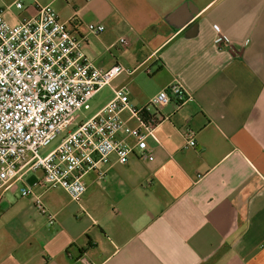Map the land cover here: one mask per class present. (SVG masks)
Returning a JSON list of instances; mask_svg holds the SVG:
<instances>
[{"label":"crops","instance_id":"0c3cea01","mask_svg":"<svg viewBox=\"0 0 264 264\" xmlns=\"http://www.w3.org/2000/svg\"><path fill=\"white\" fill-rule=\"evenodd\" d=\"M37 4L75 18L68 27L95 67L124 68L92 96L103 93L91 115L115 88L135 106L171 83L190 98L148 138L152 159L111 153L81 178L78 201L44 188L39 170L0 186V264H264V0H0V9L15 23Z\"/></svg>","mask_w":264,"mask_h":264},{"label":"built area","instance_id":"2783aa9c","mask_svg":"<svg viewBox=\"0 0 264 264\" xmlns=\"http://www.w3.org/2000/svg\"><path fill=\"white\" fill-rule=\"evenodd\" d=\"M74 20L61 21L50 4H37L32 16L10 23L0 9V186L39 170L44 188H62L78 201L85 191L81 178L105 163L111 153L120 163L130 155L152 159L148 138L156 140L155 128L190 98L182 85L171 83L135 106L123 88H115L96 113L76 121V112L88 110L92 96L124 68L119 64L106 70L95 67L82 48L83 37L68 27ZM86 28L96 34L104 25L89 22ZM118 42L127 44L125 37ZM215 43L221 45L222 37ZM170 101L173 109L163 112ZM124 111L135 125L125 122ZM64 129L60 142L40 155L39 149ZM186 136V146L194 147V137ZM29 192L24 187L21 195ZM36 206L46 211L39 198ZM49 220L53 222L50 215Z\"/></svg>","mask_w":264,"mask_h":264},{"label":"rangeland","instance_id":"374dc122","mask_svg":"<svg viewBox=\"0 0 264 264\" xmlns=\"http://www.w3.org/2000/svg\"><path fill=\"white\" fill-rule=\"evenodd\" d=\"M102 99H103V93L99 92L93 99L90 100V106H91L90 109L88 110L80 109L79 111L76 112V114H78L76 121L85 120L86 118H88L99 107ZM72 127L73 125L70 126L69 128ZM67 129L62 130L47 145L41 147L39 149V154L45 155L47 152L52 150L60 142L61 137L66 133Z\"/></svg>","mask_w":264,"mask_h":264},{"label":"water","instance_id":"95a60500","mask_svg":"<svg viewBox=\"0 0 264 264\" xmlns=\"http://www.w3.org/2000/svg\"><path fill=\"white\" fill-rule=\"evenodd\" d=\"M188 5H189V8H190V4L188 3ZM190 10H191V8H190Z\"/></svg>","mask_w":264,"mask_h":264}]
</instances>
